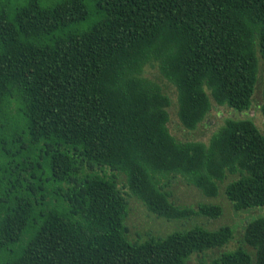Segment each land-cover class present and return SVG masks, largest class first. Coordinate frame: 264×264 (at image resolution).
Masks as SVG:
<instances>
[{
  "label": "trees",
  "instance_id": "16d2710c",
  "mask_svg": "<svg viewBox=\"0 0 264 264\" xmlns=\"http://www.w3.org/2000/svg\"><path fill=\"white\" fill-rule=\"evenodd\" d=\"M196 130L218 106L249 111L262 72L264 0H0V264H264V217L129 240L128 201L154 215L219 219L218 204L172 201L177 177L235 212L264 207V134L228 119L208 143ZM264 116V104L261 107ZM107 173H109L107 175Z\"/></svg>",
  "mask_w": 264,
  "mask_h": 264
},
{
  "label": "rangeland",
  "instance_id": "374dc122",
  "mask_svg": "<svg viewBox=\"0 0 264 264\" xmlns=\"http://www.w3.org/2000/svg\"><path fill=\"white\" fill-rule=\"evenodd\" d=\"M148 76L155 78L162 86L164 92L171 99V106L168 108L170 121L168 128L170 133L179 141H201L208 143L214 133H216L228 119H252L260 131L264 134V116L261 107L264 104V94L262 90V72H259V81L256 92L253 97V104L249 111L238 112L236 110L218 106L212 101V109L205 121L196 130H187L179 122L177 111V90L160 78L157 71L151 69ZM109 173H107L108 175ZM236 176L229 178L220 184L219 194L215 198H209L203 195L197 188L189 185L183 177H177L170 187L172 201L182 207L197 208L199 204H218L223 208V215L219 219H208L201 216H192L182 220H168L152 214L146 206L136 197L131 196L122 184L125 183V177L119 178V184L124 193H127L128 215L126 224L130 230L129 240L131 242H144L152 237H166L176 231L188 230L195 225L205 227L209 230H216L222 226H230L235 231V238L224 249L213 250L206 253L207 260L214 258L224 251H234L239 247L249 252H254L253 248L242 242L243 227L255 220L264 217V207L251 208L240 212H235L233 206L225 195L226 185L236 179ZM199 257L192 256L187 264H197Z\"/></svg>",
  "mask_w": 264,
  "mask_h": 264
}]
</instances>
